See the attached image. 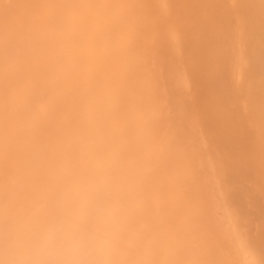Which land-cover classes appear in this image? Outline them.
<instances>
[{
    "label": "clouds",
    "instance_id": "9594fccd",
    "mask_svg": "<svg viewBox=\"0 0 264 264\" xmlns=\"http://www.w3.org/2000/svg\"><path fill=\"white\" fill-rule=\"evenodd\" d=\"M151 2L0 0V264H264L145 47Z\"/></svg>",
    "mask_w": 264,
    "mask_h": 264
},
{
    "label": "bare ground",
    "instance_id": "6f19581e",
    "mask_svg": "<svg viewBox=\"0 0 264 264\" xmlns=\"http://www.w3.org/2000/svg\"><path fill=\"white\" fill-rule=\"evenodd\" d=\"M143 23L187 139L264 246V0H152Z\"/></svg>",
    "mask_w": 264,
    "mask_h": 264
}]
</instances>
